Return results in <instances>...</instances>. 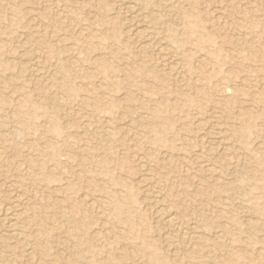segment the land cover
Segmentation results:
<instances>
[{"label": "rangeland", "instance_id": "374dc122", "mask_svg": "<svg viewBox=\"0 0 264 264\" xmlns=\"http://www.w3.org/2000/svg\"><path fill=\"white\" fill-rule=\"evenodd\" d=\"M143 1L0 0V264H264V0Z\"/></svg>", "mask_w": 264, "mask_h": 264}, {"label": "bare ground", "instance_id": "6f19581e", "mask_svg": "<svg viewBox=\"0 0 264 264\" xmlns=\"http://www.w3.org/2000/svg\"><path fill=\"white\" fill-rule=\"evenodd\" d=\"M117 0H115V2H116ZM119 2H120V4L122 3L123 4V6L124 5H126L127 7V10L126 11H128V13H130V15L132 16L133 15V17H136V16H138V14L140 15V13H139V11H141V7H144L145 6V1H143V0H139V2L138 1H136L135 3L132 1V0H118ZM153 1V0H152ZM164 3L166 4V5H169V7H171V5L173 4L172 3V1L171 0H164ZM58 4V3H57ZM118 6V5H117ZM57 7V6H56ZM125 7V6H124ZM59 9H60V6H59ZM62 9V8H61ZM125 9V8H124ZM32 10V9H31ZM56 11H58V10H56ZM65 11V10H64ZM150 11H152V10H150ZM149 11V12H150ZM156 13V12H155ZM60 14H62V13H60ZM142 14V13H141ZM144 15H146V13L144 14ZM148 15V14H147ZM220 15V14H219ZM130 16V17H131ZM143 16V15H142ZM33 17V16H32ZM62 18V17H61ZM137 18V17H136ZM67 19V18H66ZM69 19V18H68ZM128 19V18H127ZM185 20V19H184ZM194 22V21H193ZM18 23V22H17ZM189 23H190V20H189ZM16 24V23H15ZM184 24V23H183ZM196 24V23H195ZM222 24V23H221ZM187 25H188V23H187ZM186 25V26H187ZM188 26H190V25H188ZM167 27V26H166ZM165 27V28H166ZM196 27H198V26H196ZM144 28V27H143ZM136 29V28H135ZM139 29V28H138ZM161 29V28H160ZM189 29V28H188ZM195 29V28H194ZM197 29V28H196ZM200 29V28H199ZM95 30V29H94ZM163 30V29H162ZM173 30V29H172ZM78 31V30H77ZM138 31V30H137ZM164 31H166V32H168L169 33V37L171 36V28L169 29V28H167L166 30H164ZM163 31V32H164ZM174 31V30H173ZM194 31H196V30H193V33H194ZM197 31H198V29H197ZM149 36V35H148ZM195 36V35H194ZM200 36H202V35H200ZM178 37V36H177ZM190 37V36H189ZM196 37V36H195ZM198 37V36H197ZM191 38V37H190ZM174 39V38H173ZM192 39V38H191ZM199 39V38H198ZM197 39V40H198ZM202 39V38H201ZM210 39V38H209ZM170 40H172V39H170ZM169 40V41H170ZM175 40V39H174ZM186 40H190V39H187L186 38ZM194 40V39H193ZM204 40V39H203ZM207 41V40H206ZM210 41V40H209ZM60 42V41H59ZM195 42H196V40H195ZM198 42V41H197ZM202 42V41H201ZM205 42V41H204ZM142 43V42H141ZM173 43V42H172ZM176 43V42H175ZM206 44V43H205ZM209 44V43H208ZM149 45V44H148ZM207 45V44H206ZM175 46H177V45H175ZM174 46V47H175ZM138 47V46H137ZM179 47V46H178ZM204 47H206V46H204ZM207 48V47H206ZM1 54V53H0ZM161 55V54H160ZM165 56V55H164ZM70 58V57H69ZM68 58V59H69ZM72 58H74L75 60H76V58L75 57H72ZM61 59V58H60ZM68 59H67V62H68ZM169 59V58H168ZM72 60V59H71ZM187 61H189V60H187ZM73 62H75V61H73ZM77 62V61H76ZM175 63V62H174ZM97 64V63H96ZM173 64V63H172ZM178 64V63H177ZM171 65V64H170ZM191 65V64H190ZM198 65V64H197ZM8 67H9V65H8ZM8 67H7V70H8ZM77 67V66H76ZM171 68H172V65L170 66ZM192 68V67H191ZM200 68V67H199ZM202 68V67H201ZM3 69H4V67H3ZM64 70V69H63ZM1 71V70H0ZM5 71V70H4ZM78 72V71H77ZM134 72V71H133ZM2 73H5V72H2ZM182 76V75H181ZM40 78V77H39ZM44 79V78H43ZM152 83V82H151ZM70 85V84H69ZM61 86V85H60ZM66 89V88H65ZM73 92V91H72ZM68 93V92H67ZM69 93H71V91L69 92ZM26 98V97H25ZM29 99H30V97H29ZM24 102V101H23ZM31 102V101H30ZM24 106V105H23ZM26 106V105H25ZM28 107V106H27ZM27 107H25V109L27 108ZM33 109H34V107H32ZM36 108V107H35ZM239 108V107H238ZM27 110V109H26ZM31 110V109H30ZM26 112V111H25ZM27 112H28V110H27ZM37 112H39V110H37ZM41 112V111H40ZM26 114V113H25ZM34 114V113H33ZM122 114V113H121ZM21 115V114H20ZM41 115V114H40ZM28 116H29V114H28ZM24 120V119H23ZM28 122V121H27ZM55 123V122H54ZM18 124V123H17ZM28 124V123H27ZM51 124V123H50ZM169 125V124H168ZM236 126V125H235ZM22 134V133H21ZM60 134V133H59ZM20 135V134H19ZM14 136V135H13ZM12 136V137H13ZM17 136V135H16ZM11 137V138H12ZM59 137H60V135H59ZM13 139V138H12ZM8 140V139H7ZM14 140V139H13ZM223 140V139H222ZM10 141V140H9ZM12 142V141H11ZM1 150H3V149H1ZM2 152V151H1ZM17 152V151H16ZM2 155V154H1ZM2 159V158H1ZM6 159V158H5ZM3 161V160H2ZM142 161V160H141ZM139 162V161H138ZM4 163V162H3ZM28 164V163H27ZM30 164V163H29ZM143 164V163H142ZM32 165V164H31ZM144 165V164H143ZM143 165H141V167L140 168H142V166ZM26 166V165H25ZM144 167H146V166H144ZM151 167V166H150ZM208 167V166H207ZM212 167V166H211ZM214 168V167H213ZM142 170H144L143 168H142ZM148 169H146V171H147ZM148 172V171H147ZM145 173V172H144ZM214 177V176H213ZM216 177V176H215ZM218 177V176H217ZM145 178V177H144ZM219 180V179H218ZM9 184V183H8ZM151 185V184H150ZM145 187V186H144ZM15 192V191H14ZM21 193V192H20ZM15 197H17V196H15ZM12 198V197H11ZM87 199V198H86ZM102 199H104V198H102ZM86 201V200H85ZM11 202V201H10ZM22 202V201H21ZM21 202L20 201H17V198H16V201H14L13 202V205H12V207H11V209L10 208H8V209H10L9 211H7V210H4V211H7V212H5V215H4V221H5V225H7V227H8V229H9V238H11V240L12 239H14V240H19L20 239V235L22 234H20V225H21V223H19V216L21 215L20 214V212L22 211V204H21ZM89 202V201H88ZM23 203V202H22ZM90 203V202H89ZM10 204V203H9ZM12 204V203H11ZM25 205V204H24ZM23 205V206H24ZM87 205V204H86ZM30 206V205H29ZM122 207V206H121ZM4 208V207H3ZM36 208V207H35ZM115 208H117V207H115ZM124 209V208H123ZM24 210H25V208H24ZM118 210V209H117ZM162 210V209H161ZM167 210V209H166ZM174 210V209H173ZM27 211V210H26ZM24 212V211H23ZM119 212H120V209H119ZM122 212V211H121ZM124 212V211H123ZM169 212H170V210H169ZM168 211L167 212H165V214H164V216H163V213H161L162 214V216L163 217H165V222H166V224L169 226V227H173V226H175L176 225V215H175V217H174V215L173 214H171V213H169ZM22 213V212H21ZM35 213V212H34ZM31 214V213H30ZM115 214V213H114ZM120 214H122V213H120ZM176 214V213H175ZM32 215V214H31ZM31 215H30V217H31ZM119 215V214H118ZM118 215H116V216H118ZM33 216H34V214H33ZM32 216V217H33ZM2 217V216H1ZM24 217H25V215H24ZM120 217V216H119ZM22 218V217H21ZM20 218V219H21ZM2 219V220H3ZM24 219V218H23ZM163 219V218H162ZM21 221V220H20ZM164 221V220H163ZM24 222V221H23ZM24 225V224H23ZM25 226V225H24ZM167 226V227H168ZM255 225H253V227H254ZM6 227V228H7ZM24 228V227H23ZM40 228H41V226H40ZM179 228H181V227H179ZM178 228V229H179ZM38 229V228H37ZM42 229V228H41ZM40 229V230H41ZM173 229H174V227H173ZM177 230V229H176ZM180 230V229H179ZM192 230V229H191ZM36 231V230H35ZM42 231V230H41ZM40 231V232H41ZM173 231V230H172ZM181 231V230H180ZM189 231V230H188ZM23 232V231H22ZM25 232V231H24ZM190 232V231H189ZM7 233H8V231H7ZM176 233H178V232H176ZM25 234V233H24ZM26 235V234H25ZM37 235H38V233H37ZM180 235V234H179ZM183 234H182V232H181V236H182ZM186 235H187V233H186ZM191 237L190 238H195V234L193 235H191V234H189ZM197 235H200V234H197ZM196 235V236H197ZM5 236H8V234L7 235H5ZM183 236H185V235H183ZM182 236V237H183ZM188 236V235H187ZM181 237V238H182ZM198 237H200L201 238V235L200 236H198ZM22 238V237H21ZM188 238V237H187ZM197 238V237H196ZM195 238V239H196ZM13 240V241H14ZM187 240V239H186ZM202 239H200V241H201ZM5 241H6V238H5ZM22 241V240H21ZM188 241H190V240H188ZM187 241V242H188ZM192 241V240H191ZM16 242V241H15ZM14 242V243H15ZM9 243V242H8ZM13 243V242H12ZM11 243V244H12ZM17 244H18V242H16ZM19 243H21V242H19ZM197 244V243H196ZM193 245H195L194 243H193ZM185 247V246H184ZM28 251H30V250H28ZM174 252V251H173ZM147 254H149V253H147ZM250 254V253H249ZM149 258V257H148ZM147 259V258H146ZM151 260V259H150ZM152 260H154V259H152ZM155 260H157V259H155ZM159 261H161L160 259H159ZM148 262V261H147ZM150 262V261H149ZM149 262H148V264H149ZM151 263L153 264V261H151ZM154 263H155V261H154ZM158 262H156V264H157ZM162 263V262H161Z\"/></svg>", "mask_w": 264, "mask_h": 264}]
</instances>
